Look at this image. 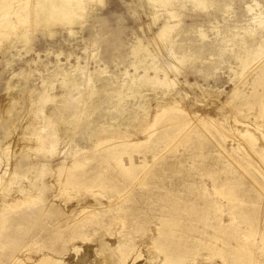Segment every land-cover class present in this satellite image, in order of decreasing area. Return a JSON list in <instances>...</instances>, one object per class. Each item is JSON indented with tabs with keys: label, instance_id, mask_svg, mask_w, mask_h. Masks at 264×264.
<instances>
[{
	"label": "rangeland",
	"instance_id": "rangeland-1",
	"mask_svg": "<svg viewBox=\"0 0 264 264\" xmlns=\"http://www.w3.org/2000/svg\"><path fill=\"white\" fill-rule=\"evenodd\" d=\"M21 1L25 2L18 0ZM153 1L94 0L81 13V24L55 25L48 30L32 27L28 31L29 34L33 32L32 39L26 48L22 43L15 42V36L22 34L24 30L23 22L18 23L19 25V20L13 22L17 27L14 25L15 30L10 29L9 33L11 31L15 35L7 32L3 35L5 39L0 37V148H8L7 152L0 151V170L7 169V165L9 170L18 164V170L21 171L22 167L26 169L38 161L55 166L62 160V157L47 155L37 149L40 142L32 140L30 134L33 127L26 125L32 109L27 92L41 91V78H47L56 72L74 74L79 78L82 74L74 71L77 66L83 72L88 71L87 73H92L99 67L105 68L107 75L98 96V115L103 116L110 124L125 123V126L134 129L141 122L135 119L139 104L146 103L148 114H154L153 99L156 92L131 95L132 91L126 89L129 86L128 79L134 74V68L141 75L144 65L157 61L166 68L170 79H174L176 91L186 95L179 104L187 112L184 115L197 114L200 118L203 117L204 126L208 119L214 123L209 127L205 126V130L203 124L196 125V122L193 123L195 126H190L187 121L178 123L174 119L177 113L171 121H167V114L151 128L147 127L143 135L134 138V141L143 142L140 148L131 150L123 142L116 145L115 150H119V157L124 164H128L130 153L136 163L145 156L151 164L149 169L144 170L145 173H139L141 176H128L122 182L114 183L116 188L113 190L103 189L102 193L100 189L101 194L112 200L110 204L103 200L106 208L99 211L98 217L110 221L108 205H111L113 213L116 212L115 217H123L121 220L125 222L133 221L126 225L124 231H118L115 227L113 232H124L125 240L134 246L135 251L124 262L117 261L106 250L93 254L73 251L61 255L56 264H148L154 257L163 259L162 253L153 246H148V232L145 230L149 229V233L154 234L160 220H167L168 216L173 215L181 222L192 224L193 231L185 237L190 240L191 247H197L200 251V258L195 256L196 260L192 264H220L222 258H228V251L240 248H245L250 254V262L247 264H264V158L249 154V157L236 159L242 164L238 168L235 157L232 154L226 157L220 149L222 147L225 152L230 153L231 144L236 147L239 143L230 130V126L235 128L238 125L235 120H244L247 124L254 125L258 122L255 126H249L253 127L256 132L251 131L260 139L264 138V85L255 84L254 89L253 86L240 88L250 94L246 99L252 110L248 113L246 111L245 115L238 113L240 108L235 107L238 100L230 105L225 104L228 93L234 86L238 87L243 81L249 84L252 81L247 73L239 80L234 77L235 71H238L234 56L240 51L239 38L235 35L253 27L256 14H264V0H210L213 4L206 9L197 8L188 0H173V10L178 11L182 17L180 28L174 37L180 49L191 51L196 57L184 68L177 67L170 59L171 48L167 45L168 41L156 37L167 22L169 9H164ZM15 4L18 8L17 3ZM261 34L264 36V32H258L254 37H246V41L253 43L259 40ZM137 45H141L143 49L134 54L133 49ZM17 80L24 85L20 89H8ZM54 81L58 89L53 93H59L60 77ZM241 110L245 111V107ZM119 111L124 114L120 116ZM244 116L250 118L247 120ZM44 117L53 116L45 114ZM5 121H8L7 129L1 126ZM87 131H81L80 134ZM161 133H174V136L169 140H156ZM197 136L201 138L198 140ZM74 138V143L79 146L90 145L84 144L79 137ZM169 142L172 149L159 147L162 152L158 151L159 144L167 146ZM184 143L186 146H183ZM30 147L31 150L28 149ZM60 148L64 150L66 145ZM155 152L162 154L157 157ZM122 173V170L115 167L112 176ZM57 176L58 173H55L49 179L54 185V194L58 193ZM213 186L217 188L216 193L213 192ZM98 189L93 191L98 192ZM127 190L131 192L128 193ZM87 195L83 189L81 195H77L76 200L67 205L86 199L89 197ZM210 203H214L217 208L209 207L207 213H203ZM61 204L64 205L62 202ZM172 205L177 208L176 212L169 209ZM230 212L238 214L233 223L229 221ZM146 220L151 223L144 224ZM214 231L216 234L219 231L217 240L212 237ZM100 234L104 235L103 241L114 242L105 236V230ZM197 239L199 242L203 241L202 247ZM146 245L148 248H144Z\"/></svg>",
	"mask_w": 264,
	"mask_h": 264
},
{
	"label": "bare ground",
	"instance_id": "bare-ground-1",
	"mask_svg": "<svg viewBox=\"0 0 264 264\" xmlns=\"http://www.w3.org/2000/svg\"><path fill=\"white\" fill-rule=\"evenodd\" d=\"M24 1L0 0V37L4 38L3 35L9 33L10 29L14 28L15 30L17 26L13 22L19 20L17 22V25H19L18 23L22 21L24 25L22 28L26 33L22 31V34H17L15 42L22 43L26 48L32 39L33 32L30 33L31 35L28 32L32 27L48 30L55 25L74 26L81 24L83 18L81 13L86 11L94 0ZM188 1H191L200 9H206L213 4L210 0ZM153 2L164 9H169L167 11V22L157 32L156 37L165 42L168 41L167 45L171 48L170 59L177 67L184 68L188 63H192L196 57L191 51L180 49L174 37L180 28L182 17L178 11L173 10V0H154ZM15 3H17L18 8H16ZM256 18L253 27L243 30L242 34L236 33L235 35L236 38H239L240 51L234 56L237 63L235 68L238 69L237 72L235 71L234 77L236 76L239 80L247 73L251 76L252 81L250 84L243 81L238 87L235 84L236 87L234 86L231 89L225 101L226 105H230L234 100H238L239 103L235 107L240 108L238 113L244 115L246 111L247 113L251 111L252 107L246 99L250 94L245 93L240 88L253 86L254 89L255 84L264 85V36L261 34L259 40L250 44L246 41V37H254L256 33L264 32V14H256ZM10 33L13 34L11 31ZM48 33L51 32L48 31ZM142 49L141 45H137L134 47L133 53L137 54ZM6 64L9 65L8 62ZM74 71L81 73L82 76L77 78L74 74L56 72L47 78H41V91L32 90L27 92V98L31 101V107L34 109H31L32 112L29 111L30 117L28 118L30 119L28 122L26 121L27 126L33 127V132L30 134L32 140L40 142L37 149L42 153L62 157V160L59 163L57 162L58 164L55 166L38 161L30 167L27 166L26 169L22 167L23 170L21 171L18 170L20 167L18 164H15L9 170L8 165L6 166L7 169L0 170V264H56L61 255L69 252L83 251L85 254H93L101 250L111 252L117 261L124 262L125 258L135 251V248L129 244L127 239L125 240L126 234H123L124 232L114 234L113 230L117 227L118 231H124L126 225L133 223V221L125 222L121 220L123 217H115L116 212L113 213L111 205H108L110 221L101 220L98 213L101 209L106 208L103 205V200L110 204L112 199L101 194L100 189L102 193L103 189L113 190L116 188L114 183H120L128 176L136 177V175L142 174L144 170L151 167V164L147 162L145 156L139 162L137 161L139 164L136 163L132 153L128 154V164H124L121 157H119V150H115L116 145L123 142L122 144L131 148V150L140 148L143 142L134 141V138L137 135H143L147 127L151 128L158 122V119L167 114L169 115L166 118L167 121H171L173 115L177 113L180 116L177 117L176 115L177 118L174 119H177L178 123L187 121L190 126H195L193 124L195 122L196 125L203 124L202 122L205 120L197 114L184 115L187 112L179 104L186 95L181 91H176L174 79H170L166 68L157 61H151L144 65L141 75L136 73L137 69L134 68V74L128 79L129 86L126 89L132 91L131 95H148L150 92H156L153 99V102H155L154 114H148L146 103L139 104L135 119L141 122L134 129L125 126V123L110 124L107 119L98 115V96L107 75L105 68L101 69L99 67L94 72L87 73L88 71L83 72L84 70L77 66ZM19 75L23 77L22 73ZM57 77H60V91L59 93H53L57 88L54 81ZM19 80L14 83L12 88L8 87V89H20L24 84ZM202 92L206 91L202 90ZM242 107H245V111L241 110ZM45 114H50L53 117H44ZM118 114L121 116L124 113L119 111ZM181 115H183V118ZM244 117L247 120L250 118L249 116ZM144 121L146 122L144 123ZM7 122L5 121V125L3 123L1 125L5 129L9 127ZM235 122L238 124L237 128L230 126V130L239 143L236 147L231 144L230 153L225 152L220 147L222 152L225 153L224 155L227 157L232 154L238 168L242 167V164L236 159L249 157L247 156L249 154L264 158V138L260 139L256 133L252 132L256 131L252 129L253 127L250 128L249 125L253 126L254 124L251 121L252 124H247L244 120H235ZM213 123L212 120L208 119L205 126L209 127ZM256 124L258 122H255ZM205 126L203 124L204 128ZM84 130L88 131L85 134H80ZM75 136L79 137L84 144L88 143L90 145L82 147L75 144ZM173 136L174 133H161L156 140H169ZM200 136L196 138L199 140ZM232 141H235V139ZM170 143L167 146L157 144L158 151L162 152L159 147L161 149L163 147L172 149L173 147L169 146ZM185 144L183 146H186ZM62 145H66L64 150L60 148ZM46 148H50V150H46ZM28 149L31 150L32 147ZM3 150L7 152L8 148L2 149L1 147L0 151L3 152ZM161 154L155 152L157 157ZM115 167H118L124 173L112 176ZM55 173H58V180L56 181L57 194H54V185L49 182V179ZM105 174L107 176H104ZM137 180H139V177ZM134 183L133 185H135ZM95 188H99V191H93ZM83 189L89 197L68 206L67 204L70 201L76 200L77 195H81ZM130 192L128 191V193ZM213 192H217L215 186H213ZM233 199L236 200L235 196H233ZM209 207L217 208L214 203H210L203 213L206 214ZM234 207L238 208V206ZM169 209L177 211L174 205L170 206ZM181 211L187 212V210ZM236 215L238 214H232L231 212L228 214L231 223L236 219ZM150 223L148 220L144 222L146 225ZM156 229L157 231L154 234L149 233V229L145 230V232H148V246H153L162 253L163 259L154 257L148 261V264H192L196 260L195 256L200 258L198 248L191 247L189 245L190 240L185 237L193 231L191 222H181L173 215L168 216L167 220H160ZM103 230L106 231L105 236L113 239L114 242L103 241L104 235L100 234ZM218 233L219 231H217V234L216 232L213 233L214 240L218 239ZM197 242L201 247L203 246V241L199 242L197 239ZM148 246L146 245L144 248H148ZM86 247H91V249L89 248V250ZM228 253V258H222L220 264H247L250 262V254L245 248L228 251Z\"/></svg>",
	"mask_w": 264,
	"mask_h": 264
}]
</instances>
